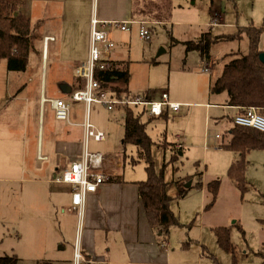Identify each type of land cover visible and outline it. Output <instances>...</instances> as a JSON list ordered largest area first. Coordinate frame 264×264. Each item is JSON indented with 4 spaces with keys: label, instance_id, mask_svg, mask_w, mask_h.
Returning <instances> with one entry per match:
<instances>
[{
    "label": "crops",
    "instance_id": "crops-1",
    "mask_svg": "<svg viewBox=\"0 0 264 264\" xmlns=\"http://www.w3.org/2000/svg\"><path fill=\"white\" fill-rule=\"evenodd\" d=\"M10 1L21 13L27 15L34 25V41L42 43V68L39 83L33 85V98H40L39 112L36 106L33 120L30 116L32 101L30 103L28 99L21 98L19 102L18 97L11 99L9 86L0 84V96L5 93L8 97L6 101L13 106L20 103L23 111L18 123L12 114V107L5 117H0V182L9 184L13 192H19L21 203L20 206L10 204L6 209V203L2 199L4 192L0 188V219L20 224L23 250L29 257L44 261L42 264H53L52 261H57L60 258V248H64L58 246L70 240L73 242L70 255L68 259H64L68 264H74L76 243L80 244L88 260L87 264H170V236L164 239L149 225L139 197L138 180L126 179L125 173H121L124 163L120 158H115L117 163L113 164L111 161L109 164L114 171L112 180L87 197L81 217L77 211L70 210L72 187L55 181L72 162L80 159L83 151L86 105L84 102L72 101L70 92L71 88H77L79 84L75 76L76 67L89 57L92 19L145 21L146 24L166 22L157 17L158 5L152 0L145 1L138 9L135 0L128 8H125L124 0ZM18 2L21 3L20 6ZM215 23L216 20L211 24ZM135 25L139 24H133L131 31ZM245 27L249 26H240L238 29ZM106 29L115 42L111 59L121 64L129 61L128 89L131 95H144L145 88L138 89L131 80V59L126 56L127 51L122 50L127 44L124 34L128 31H121L114 26ZM46 37L54 39L45 43ZM27 68L23 71H27ZM213 82L211 80L207 87H198L197 92L192 90L189 94L178 93L175 89H172V94L168 92L170 100L180 103L181 107L178 111L164 107V114L161 116L181 114L177 123H182L183 128L176 134L172 143L175 149L178 141L183 143L180 155L184 154L186 147L191 149L198 145L205 148L208 146L210 136L207 123L212 112L216 114V120L220 121L224 117L231 120V134L234 117L240 110L238 107L227 105L226 93L212 92ZM30 87L26 84L22 93L31 91ZM36 89L40 91L39 97ZM151 94L149 97L152 99L161 98L160 94L157 97L154 91ZM66 95L67 99L59 97ZM43 98L47 101L44 102ZM57 98L71 103V125L56 121L49 100ZM37 102L35 100L34 104L37 105ZM3 103L6 102L0 101V105ZM117 109L121 108L116 106L112 112ZM196 111L198 112L195 113ZM200 115L204 118V130L201 129ZM198 119L197 123L190 124ZM184 120L187 122H182ZM96 124L107 135L108 140V129L98 118ZM215 145L221 146L220 143ZM237 157L238 155L234 154L232 162Z\"/></svg>",
    "mask_w": 264,
    "mask_h": 264
},
{
    "label": "rangeland",
    "instance_id": "rangeland-1",
    "mask_svg": "<svg viewBox=\"0 0 264 264\" xmlns=\"http://www.w3.org/2000/svg\"><path fill=\"white\" fill-rule=\"evenodd\" d=\"M145 1L148 0H135L137 9ZM152 1L158 5L157 17L166 22L144 25L150 30V39H143L139 34L140 25H135L133 31L124 32L127 44L122 47V50L127 51L126 56L131 59V80L138 89L145 88L144 96L150 95L152 91L157 97L163 91L172 94V89L181 94H189L192 90L197 92L198 87H207L211 80L215 81L221 75L224 65L234 57L230 53L247 54L250 49L247 36L218 42L212 46L210 60L202 61L198 51H187L188 41L198 40L208 31L216 36L233 34L240 26L264 25V0ZM18 4L20 6L21 3ZM132 4L133 0H124L125 8ZM213 20H216L215 24H211ZM259 46L264 51V29ZM41 52L42 43L37 41L30 53L27 71H11L7 61H0V84L9 86L11 99L18 97L19 102L21 98L28 99L30 103L32 101V120L36 106L39 112L40 98H33V85L39 83ZM26 84L31 86V91L22 93ZM36 92L39 97L40 91L36 89ZM59 97L68 98L67 95ZM6 99L8 97L3 93L0 101L4 100L6 103L0 105V117H5L12 107L15 122H20L23 112L21 104L13 106ZM35 100L38 101L37 105L34 104ZM133 108L137 112L143 111V106ZM97 110H93L92 119L96 122L98 118L108 129L109 138L100 143L91 140L90 150L105 153L113 164L118 162L114 158H120L124 163L121 173H125L126 179L146 180L148 163L140 149L133 144H127L124 148L121 142L124 138V110ZM180 116L181 114H171L168 117H151L148 113L142 114L143 121L147 123V132L154 141V167L156 171L164 169L167 192L172 198L171 208L180 222V225L172 227L169 234L170 264H264V151L254 150L248 154L247 189L242 193L229 177L233 155L238 153L220 146L230 139L231 120L225 117L220 121L216 120V114L212 112L207 123L210 136L208 146L205 148L198 145L191 149L186 147L183 155L179 152L178 159L169 163L174 154L172 143L183 128L182 123H177ZM199 119L201 129L204 130L202 115ZM199 119L190 124L197 123ZM217 134L220 138L216 137ZM215 143H220V147ZM215 180L219 181V192L211 206L213 196L208 186ZM190 182L192 185L187 187ZM0 188L4 192L2 199L6 203V209L13 203L21 205L18 191L13 192L10 185L3 182H0ZM181 189L186 190L183 196H180ZM217 227L229 229V251L219 246L214 230ZM72 243L70 240L58 246L64 248H60V258L52 261L53 264H68L64 259L69 258ZM4 255L16 256L18 264L44 262L37 257H29L23 250L20 224L0 219V256Z\"/></svg>",
    "mask_w": 264,
    "mask_h": 264
},
{
    "label": "trees",
    "instance_id": "trees-1",
    "mask_svg": "<svg viewBox=\"0 0 264 264\" xmlns=\"http://www.w3.org/2000/svg\"><path fill=\"white\" fill-rule=\"evenodd\" d=\"M263 29L264 25L262 27L249 26L240 28L233 34L216 36L208 31L203 33L198 40L188 41L186 46L187 51H198L202 61H209L214 44L242 39L243 35H246L250 44L249 52L247 54L237 52L224 65L221 75L213 82L211 90L216 94L226 93L229 106L238 108L255 106L264 114V63L260 60L262 51L259 46ZM34 40V25L31 19L21 13L10 0H0V61H7L11 71L25 70L30 53L34 49ZM124 63L112 60V66L108 70L97 73V79L112 97L135 98L136 96L131 95L128 89L129 61L123 67ZM78 80L77 88H71V92L84 87V80L81 78ZM117 107L124 110L123 147L126 148L127 144L137 146L148 163L147 179L137 182L146 218L151 228L165 239L169 236L172 227L180 225V222L171 208L172 198L167 192L164 169L156 171L152 160L154 141L147 132V123L142 119V114H149V110L143 107L142 112H137L133 106ZM230 131L229 141L223 142L221 147L238 153L237 159L230 166L229 177L243 193L247 189L246 172L249 165L247 156L254 150L264 151V132L237 124H234ZM173 149L174 154L169 163L177 160L180 156L178 153L182 151L175 147ZM208 189L213 196L212 206L219 192V181L211 182ZM185 193L186 190L181 189L180 196ZM214 230L219 246L229 251L231 242L229 229L217 227ZM0 264H18V258L14 255L0 256Z\"/></svg>",
    "mask_w": 264,
    "mask_h": 264
},
{
    "label": "built area",
    "instance_id": "built-area-1",
    "mask_svg": "<svg viewBox=\"0 0 264 264\" xmlns=\"http://www.w3.org/2000/svg\"><path fill=\"white\" fill-rule=\"evenodd\" d=\"M140 25V36L143 39H150V30L144 25L145 21H101L97 18L92 19L91 42L89 57L86 61L79 64L75 69V76L84 80V87L70 93V99L74 102H84L86 105L85 121V140L80 159L72 162L69 167L56 177L55 181L70 185L72 187V207L80 217L83 215L86 199L96 193L99 188L112 180L114 171L110 168L109 156L99 151H91L89 141L96 142L107 140V135L100 130L92 119V112L98 108H106L112 111L116 106H143L148 108L151 116H161L164 114V107H169L178 111L180 103L172 102L167 91H163L159 100L139 95L135 98L118 99L112 97L108 90L102 87V83L97 79L99 71L108 70L112 66L111 53L115 48V42L109 35L107 27L114 26L121 31H131L132 25ZM54 37H46L45 43ZM208 71V69H205ZM43 101H47L43 98ZM58 123L71 125V103L64 99L49 100ZM240 112L234 117V124L255 128L264 132V114L255 106L238 108ZM219 137V135H217ZM183 143L178 141L177 149H182ZM115 160V158H114ZM88 260L83 254L80 244L76 243L74 249V264H87Z\"/></svg>",
    "mask_w": 264,
    "mask_h": 264
},
{
    "label": "water",
    "instance_id": "water-1",
    "mask_svg": "<svg viewBox=\"0 0 264 264\" xmlns=\"http://www.w3.org/2000/svg\"><path fill=\"white\" fill-rule=\"evenodd\" d=\"M260 60L264 63V51H262V52L260 53ZM69 92H70V90H69ZM187 186L190 187V186H191V182L188 183Z\"/></svg>",
    "mask_w": 264,
    "mask_h": 264
}]
</instances>
